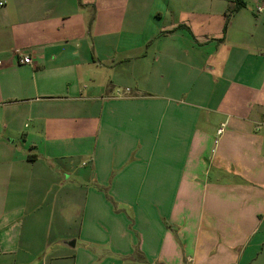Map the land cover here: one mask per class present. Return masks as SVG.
Here are the masks:
<instances>
[{"label":"crops","instance_id":"1","mask_svg":"<svg viewBox=\"0 0 264 264\" xmlns=\"http://www.w3.org/2000/svg\"><path fill=\"white\" fill-rule=\"evenodd\" d=\"M235 8L0 0V264H231L239 240L264 264V57L234 44L213 109L150 82L164 57L215 71Z\"/></svg>","mask_w":264,"mask_h":264},{"label":"rangeland","instance_id":"2","mask_svg":"<svg viewBox=\"0 0 264 264\" xmlns=\"http://www.w3.org/2000/svg\"><path fill=\"white\" fill-rule=\"evenodd\" d=\"M264 6V0H247L246 7L243 8L242 12L240 15H242L243 20H244V27L246 29H242L239 26H236L237 24L233 25V28L230 29V35H229V41L226 43L224 48H221L217 55V59H215L217 63V67L214 70H210L212 67L211 65H204L203 66V73L200 72V70H191L190 67H186L180 63H176L174 61H169L168 58H161L156 62L155 66V77L156 80L154 82V79L150 81L153 84H159L162 87V91L166 90L168 87V93H172V97H179L181 92H187L188 94L185 95L186 100L190 103H199L202 105H206L208 107H216L217 102L220 100L221 96L224 95L226 104L229 102V93H227L226 90V85L225 84H214V80H217L216 76L218 74V71L222 68H225V62H224V55L227 53L234 54L236 50L238 49L236 43L239 41L243 40L244 38L247 37V42H249V46L252 47L253 50L258 51V56H263L264 57V13L262 14H257L256 9L258 6ZM230 20L228 21V25L230 24ZM229 28V27H228ZM225 26L223 29L222 37L224 36L225 33ZM248 30V31H247ZM248 33V34H245ZM226 36V33H225ZM142 52V51H141ZM206 57V56H205ZM232 68L235 71H239L242 69L243 63H245V60L241 59L240 57H236L233 59L232 62ZM264 63V60H263ZM211 64V63H210ZM253 65V64H252ZM251 65V66H252ZM245 66H248V63L245 64ZM253 67L257 68L258 74L257 78L259 75H264V65L258 64L253 65ZM218 70V71H217ZM154 77V76H153ZM145 81H143L144 83ZM142 83V84H143ZM146 84V82H145ZM150 85L149 82H147V85ZM152 84V85H153ZM216 90V91H215ZM124 91L120 90L117 92V97H123ZM262 92L264 94V87L262 89ZM199 93H203V95L209 96V98H204L208 101L200 100V97L202 95H199ZM163 94V93H162ZM228 95V96H227ZM142 97H151L150 95H140ZM246 96V95H245ZM213 99V103L211 100ZM145 99H159L158 97L155 98H145ZM144 100V99H143ZM263 104H264V98H263ZM210 105V106H209ZM224 106V105H223ZM222 106V107H223ZM210 107V108H212ZM213 109V108H212ZM206 116L208 115L207 112H205ZM223 128V125H222ZM180 139L174 140V143H179L180 145L181 141ZM163 152V151H162ZM174 155H177V151L174 147ZM79 183V181H78ZM177 196V195H174ZM168 197V195H167ZM198 197V195L194 196L193 203ZM196 202V201H195ZM175 230V229H174ZM173 235L176 236L175 232H173ZM248 244V243H247ZM231 252L232 256L240 257L241 254L245 251L248 250L247 245H244V242L239 240L235 246H231ZM185 254L183 251H181L180 255L176 257V264L181 262L182 264H185ZM237 258V259H238ZM235 262V259H227V262L233 264H237V261L242 259L241 257Z\"/></svg>","mask_w":264,"mask_h":264},{"label":"built area","instance_id":"3","mask_svg":"<svg viewBox=\"0 0 264 264\" xmlns=\"http://www.w3.org/2000/svg\"><path fill=\"white\" fill-rule=\"evenodd\" d=\"M264 12V6H258L256 9L257 14H261ZM18 53V62L21 65H33V59L30 56L24 55L20 50L17 51ZM127 94H130V90L127 89L126 92ZM223 129H220L219 133H222Z\"/></svg>","mask_w":264,"mask_h":264},{"label":"trees","instance_id":"4","mask_svg":"<svg viewBox=\"0 0 264 264\" xmlns=\"http://www.w3.org/2000/svg\"><path fill=\"white\" fill-rule=\"evenodd\" d=\"M236 2V8L234 12H238L242 10L244 7H246V2L244 0H235ZM226 32V29H225Z\"/></svg>","mask_w":264,"mask_h":264},{"label":"water","instance_id":"5","mask_svg":"<svg viewBox=\"0 0 264 264\" xmlns=\"http://www.w3.org/2000/svg\"><path fill=\"white\" fill-rule=\"evenodd\" d=\"M67 245H71L72 247H74L75 246V241L73 240V241H68L67 243H66Z\"/></svg>","mask_w":264,"mask_h":264}]
</instances>
